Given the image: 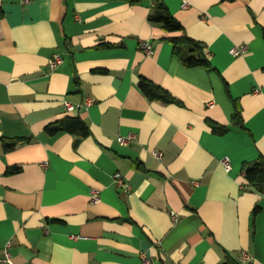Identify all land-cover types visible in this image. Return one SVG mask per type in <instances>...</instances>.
<instances>
[{
    "label": "crops",
    "instance_id": "obj_1",
    "mask_svg": "<svg viewBox=\"0 0 264 264\" xmlns=\"http://www.w3.org/2000/svg\"><path fill=\"white\" fill-rule=\"evenodd\" d=\"M153 1L0 0V258L10 242L12 264H264V195L239 175L264 159V0H162L209 69L172 56ZM67 116L89 132L76 144L44 133Z\"/></svg>",
    "mask_w": 264,
    "mask_h": 264
},
{
    "label": "trees",
    "instance_id": "obj_2",
    "mask_svg": "<svg viewBox=\"0 0 264 264\" xmlns=\"http://www.w3.org/2000/svg\"><path fill=\"white\" fill-rule=\"evenodd\" d=\"M2 13L0 11V17ZM147 20L151 25L158 26L167 36L162 37V41L168 42L172 47V56L178 59L186 68L201 67L209 69V63L203 53V47L200 43L188 38L180 24L173 18L162 0H154L150 8ZM137 88L141 94L149 101H160L164 104L173 103V99L161 88L139 78ZM232 124L242 127V121L239 114L232 118ZM211 131L216 135H223L227 132L226 128L217 127L210 124ZM45 135L52 137L58 133H65L76 137L74 144L80 139L89 135L88 129L83 120L78 116H67L63 119L47 125L44 128ZM13 144H7L6 148L11 149ZM19 171L14 167L7 170V174H14ZM239 175L246 182V186L251 191L264 195V159L258 158L252 163H243L239 170ZM259 209L254 207L251 211V217H254Z\"/></svg>",
    "mask_w": 264,
    "mask_h": 264
},
{
    "label": "built area",
    "instance_id": "obj_3",
    "mask_svg": "<svg viewBox=\"0 0 264 264\" xmlns=\"http://www.w3.org/2000/svg\"><path fill=\"white\" fill-rule=\"evenodd\" d=\"M186 4H182V7H185ZM139 49L145 53L146 55H151L152 54V49L151 46L148 42H141L139 44ZM245 52V47L244 46H240V47H233L231 48V50L229 51V54L233 57L239 56L241 54H243ZM63 60L62 57L59 54H54L52 55V57L49 59L48 63H47V70L49 73L55 71L61 64H62ZM92 103L91 100L87 99L85 102V106L87 107ZM62 106L65 110L66 113H72L74 111L79 110L80 108H82L83 106L81 105H72L69 102H62ZM133 139L132 136L126 137V138H122V137H118L117 138V142L119 145L124 146L127 143H129V141H131ZM153 156L156 159H160L161 155L159 153L154 152ZM224 170L225 172H228L229 170V165L226 161H224ZM113 183L114 185L119 188L121 190L122 193L124 194H128L130 191V187L129 185L123 180V178L121 177V175L119 174H115L113 176ZM97 198L96 196L93 194V196L91 197V202H96ZM171 219L172 222H176V216L174 214H171ZM9 249H10V242H6L3 246V256L0 258V264H12L11 261V256L9 253ZM145 260V259H143ZM250 260V257L246 254V253H241L237 259V261L240 264H243L247 261Z\"/></svg>",
    "mask_w": 264,
    "mask_h": 264
}]
</instances>
